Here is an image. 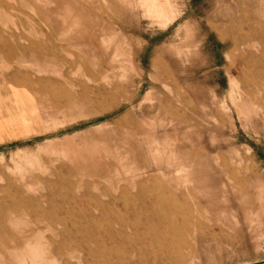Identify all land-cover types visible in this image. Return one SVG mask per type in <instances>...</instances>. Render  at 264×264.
<instances>
[{"label": "rangeland", "instance_id": "rangeland-1", "mask_svg": "<svg viewBox=\"0 0 264 264\" xmlns=\"http://www.w3.org/2000/svg\"><path fill=\"white\" fill-rule=\"evenodd\" d=\"M167 1L164 22L143 0H0L22 104L0 145V264L38 231L40 264L264 254V0ZM101 203L130 222L114 243L85 225Z\"/></svg>", "mask_w": 264, "mask_h": 264}, {"label": "bare ground", "instance_id": "bare-ground-1", "mask_svg": "<svg viewBox=\"0 0 264 264\" xmlns=\"http://www.w3.org/2000/svg\"><path fill=\"white\" fill-rule=\"evenodd\" d=\"M144 3L146 4L145 6H147V10L149 11L150 14L154 15L157 19H160V20H169L170 17H169V10H171L170 8L168 9L167 7V3L168 1L167 0H143ZM169 5V3H168ZM170 6V5H169ZM148 15V14H147ZM173 16V15H172ZM174 17V16H173ZM172 17V18H173ZM5 25V24H4ZM235 83V81H234ZM237 87V86H236ZM233 90V89H232ZM235 91V90H234ZM246 92V91H245ZM244 93V92H243ZM237 94V93H236ZM246 95L251 97V94L250 93H247L246 92ZM240 99L242 100V95L240 96ZM32 110V109H31ZM103 126V125H101ZM100 127V126H99ZM96 142V141H95ZM100 145V144H99ZM95 146V145H94ZM101 147V146H100ZM98 148V147H97ZM101 149V148H100ZM106 149V148H105ZM96 151H98V149H96ZM104 151V149H103ZM75 152V151H74ZM95 153V152H94ZM97 154V153H96ZM95 154V155H96ZM169 154V153H167ZM93 155V154H92ZM100 155V153H99ZM170 156V155H169ZM171 157V156H170ZM169 159V157H168ZM84 169V168H83ZM117 198H115L113 201H115ZM78 203V202H77ZM116 205V204H115ZM70 206V205H69ZM97 207L95 208L98 213L94 212L93 210L89 213V212H85V213H89L87 215H84L86 216V222L87 224L85 223V225H87V227H94L96 226V228H101L102 226H104L103 224L105 223V226L106 227V231H107V237L110 239V242L111 243H114L116 242V239L119 237V236H126V231L124 229V227H129L130 225V222L127 221L126 219L122 218V217H117L116 220H111L109 219V217H107L108 213L112 211V208H110L109 206H106L104 204L101 203V205H96ZM56 207V206H55ZM55 207L54 208H51L53 209V211L55 212ZM68 207V206H67ZM74 208V207H73ZM77 208V207H76ZM93 208V207H92ZM63 209V207H62ZM80 209V208H79ZM88 209V208H87ZM70 210V209H69ZM75 210V209H73ZM72 210V211H73ZM78 210V209H77ZM85 210V209H84ZM71 211V212H72ZM80 212V211H79ZM82 212V211H81ZM115 213V212H114ZM56 214V213H55ZM114 215V214H113ZM120 215V214H119ZM118 216V214H117ZM78 217V216H77ZM83 217V216H82ZM115 217H116V214H115ZM124 217V216H123ZM62 218V217H61ZM165 218V216H164ZM163 217L160 218V220L162 222H164ZM77 219V218H76ZM113 219V218H112ZM79 220H82V219H79ZM85 220V219H84ZM82 222V221H80ZM114 223H119L120 225H122L121 229H116L113 227V224ZM36 227V226H35ZM91 227V228H92ZM104 227V228H105ZM74 228V226H73ZM76 228V227H75ZM86 229V228H85ZM91 230V229H90ZM94 230V229H93ZM175 230H181L180 227L175 229ZM174 230V231H175ZM32 231V230H31ZM87 232H89L88 230H86ZM99 231V230H98ZM96 232V231H94ZM101 232V231H100ZM99 233V232H98ZM90 234V232H89ZM88 234V235H89ZM105 234V233H103ZM76 235V234H75ZM96 235V234H95ZM84 236V235H83ZM100 236H103L104 235H101ZM106 237V236H105ZM76 238V237H75ZM46 238H44L43 236H41L40 232H35L33 233L30 237H25L23 239V242H24V248L23 250L20 251L21 255L23 256V260H22V264H28V262H30V264H40V261L44 260L45 259V254L47 252V250L45 251V249L43 248V241L45 240ZM52 239V238H51ZM91 240H93L92 238H90ZM87 237V235L84 236V241L85 242H90ZM80 240V239H79ZM83 240V239H81ZM80 240V242H81ZM83 241V242H84ZM104 241V240H103ZM102 240H97V241H94L93 242V247L91 246L90 247V250H92V248H98L100 246L102 247H107L108 244H106L105 242H103ZM109 242V240H108ZM49 243V242H48ZM92 244V243H91ZM117 245V244H116ZM118 246V245H117ZM107 249V248H106ZM101 250V249H100ZM53 250H48V252H51L52 253ZM97 251V250H96ZM24 252H26L25 254H23ZM59 252V251H58ZM91 252V251H90ZM94 252V251H92ZM30 260V261H28ZM45 261V260H44ZM49 261V260H48ZM47 261V262H48ZM21 262V261H20ZM18 263V262H17ZM46 263V262H45ZM43 264V263H41Z\"/></svg>", "mask_w": 264, "mask_h": 264}, {"label": "crops", "instance_id": "crops-1", "mask_svg": "<svg viewBox=\"0 0 264 264\" xmlns=\"http://www.w3.org/2000/svg\"><path fill=\"white\" fill-rule=\"evenodd\" d=\"M10 101L11 103L9 105L7 86H6L5 81H3L0 78V145L2 144L3 141H7L9 139V136H8V130H9L8 108L9 106L13 108L15 107V110L13 111L12 114L17 116L19 113L20 116H22V110H21L22 104H18V101L17 102L14 101L13 98H11ZM17 108H19L18 109L19 111L17 110ZM239 264H264V254L256 257L255 259L247 260Z\"/></svg>", "mask_w": 264, "mask_h": 264}]
</instances>
